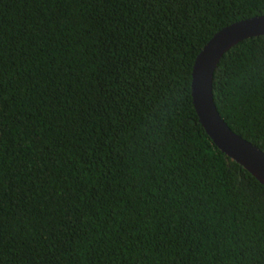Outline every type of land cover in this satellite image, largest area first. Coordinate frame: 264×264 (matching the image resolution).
Here are the masks:
<instances>
[{
    "label": "trees",
    "instance_id": "obj_1",
    "mask_svg": "<svg viewBox=\"0 0 264 264\" xmlns=\"http://www.w3.org/2000/svg\"><path fill=\"white\" fill-rule=\"evenodd\" d=\"M264 0H0V264H264V187L201 127L191 72ZM264 152V36L220 59Z\"/></svg>",
    "mask_w": 264,
    "mask_h": 264
},
{
    "label": "water",
    "instance_id": "obj_2",
    "mask_svg": "<svg viewBox=\"0 0 264 264\" xmlns=\"http://www.w3.org/2000/svg\"><path fill=\"white\" fill-rule=\"evenodd\" d=\"M258 36H264V16L235 22L213 35L194 60L190 91L198 121L213 145L264 187V152L229 128L212 94L213 74L222 56L241 41Z\"/></svg>",
    "mask_w": 264,
    "mask_h": 264
}]
</instances>
